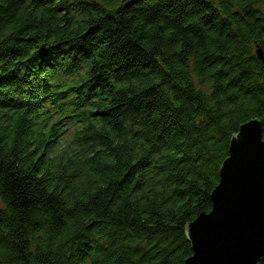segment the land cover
<instances>
[{
	"label": "trees",
	"instance_id": "16d2710c",
	"mask_svg": "<svg viewBox=\"0 0 264 264\" xmlns=\"http://www.w3.org/2000/svg\"><path fill=\"white\" fill-rule=\"evenodd\" d=\"M258 50L264 0H0V264H184Z\"/></svg>",
	"mask_w": 264,
	"mask_h": 264
},
{
	"label": "water",
	"instance_id": "95a60500",
	"mask_svg": "<svg viewBox=\"0 0 264 264\" xmlns=\"http://www.w3.org/2000/svg\"><path fill=\"white\" fill-rule=\"evenodd\" d=\"M263 132L262 122L252 119L231 139L212 210L188 225L193 253L184 264H258L264 257Z\"/></svg>",
	"mask_w": 264,
	"mask_h": 264
},
{
	"label": "rangeland",
	"instance_id": "374dc122",
	"mask_svg": "<svg viewBox=\"0 0 264 264\" xmlns=\"http://www.w3.org/2000/svg\"><path fill=\"white\" fill-rule=\"evenodd\" d=\"M204 91H208V87H206L205 89H203Z\"/></svg>",
	"mask_w": 264,
	"mask_h": 264
}]
</instances>
